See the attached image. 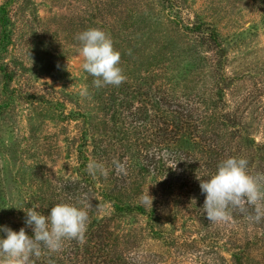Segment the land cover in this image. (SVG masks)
I'll list each match as a JSON object with an SVG mask.
<instances>
[{"label":"rangeland","instance_id":"obj_1","mask_svg":"<svg viewBox=\"0 0 264 264\" xmlns=\"http://www.w3.org/2000/svg\"><path fill=\"white\" fill-rule=\"evenodd\" d=\"M90 28L120 53L119 86L83 71ZM229 156L264 173V0H0V226L18 232L33 204L88 213L83 242L44 257L264 264V220L203 214L200 181Z\"/></svg>","mask_w":264,"mask_h":264},{"label":"clouds","instance_id":"obj_2","mask_svg":"<svg viewBox=\"0 0 264 264\" xmlns=\"http://www.w3.org/2000/svg\"><path fill=\"white\" fill-rule=\"evenodd\" d=\"M76 40L82 69L94 78L96 87L119 86L125 80L119 67L120 53L114 49L107 33L90 28L80 32ZM81 95L87 96V91H82ZM163 156L167 159L170 154L165 151ZM112 163L117 174H127L124 162L114 160ZM86 167L89 174L107 175L105 166L96 160H90ZM199 186L205 196L203 214L210 223L228 222L234 210L246 214L249 222L264 220V173L250 174L247 159L235 156L223 159ZM149 202L152 205L148 195L143 203ZM84 205L83 199L79 204L58 203L47 215L36 210L40 209L39 204L25 208V227L17 232L0 226V264H34L33 258H39L44 249L54 253L62 250L65 240L83 242L88 223ZM26 228H31V237L26 234Z\"/></svg>","mask_w":264,"mask_h":264},{"label":"trees","instance_id":"obj_3","mask_svg":"<svg viewBox=\"0 0 264 264\" xmlns=\"http://www.w3.org/2000/svg\"><path fill=\"white\" fill-rule=\"evenodd\" d=\"M164 132V133H163ZM162 132V134H160L159 135V137H162V139H165L166 138V133H165V131H163ZM174 131H170V133H173ZM175 134V137L178 135V133L177 132H175L174 133ZM85 248V247H84ZM98 248H100V246L98 247ZM44 253V251H42V254ZM87 257V256H86ZM92 258H94V257H92ZM110 259V258H109ZM93 260H95V259H93ZM105 264H111L112 262L111 261H109L108 260V258L106 257L105 258ZM33 262H34V264H56V263H54L51 259H49V258H47V257H44L43 255H41L39 258H36V259H33ZM57 263L58 264H61L62 263V261H57ZM95 264H104V262H95Z\"/></svg>","mask_w":264,"mask_h":264}]
</instances>
